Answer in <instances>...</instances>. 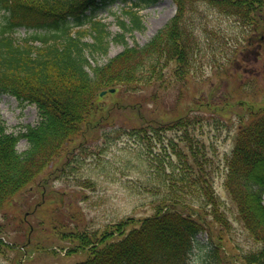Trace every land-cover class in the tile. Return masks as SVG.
<instances>
[{"label": "trees", "instance_id": "16d2710c", "mask_svg": "<svg viewBox=\"0 0 264 264\" xmlns=\"http://www.w3.org/2000/svg\"><path fill=\"white\" fill-rule=\"evenodd\" d=\"M102 1L0 0L4 12L0 94L14 96L21 105L35 104L40 117L37 125L29 124L18 134L0 125V212L36 184L56 160L64 158L61 169L67 171L74 149L86 144L95 130L117 124L109 115L117 104L107 110L108 105L101 104V91L118 87L117 92L121 86L140 90L141 85L160 82L172 64L177 78L188 81L193 69L204 66L199 60L206 58L214 70H226L238 54L231 42L242 43L264 29V0H173L176 15L149 42L129 45L123 35L114 36L124 48L106 63L92 66L87 49H100L103 54L108 49L106 25L93 21ZM158 1L141 0L135 5ZM130 15V27L122 22V29L141 28L137 12ZM234 23L238 32L235 27L227 29ZM85 24L91 25L92 43L83 41L87 30L76 31ZM21 28L32 34L19 38ZM132 110L135 114L117 128V138L127 135L141 145L134 153L137 160L148 162L149 169L136 177L132 191L150 195L156 212L143 220L126 217L96 238L72 230L65 237L78 241V246L70 253L89 251L88 260L78 264H191L196 238L208 229L214 246L206 264H232L236 260L228 258L225 242L230 220L214 186L221 166L217 149L213 145L209 150L192 132L190 115L164 122L146 120L139 108ZM171 131L179 134V141L165 140ZM22 140L28 146L20 151ZM41 183L47 189V180ZM224 186L239 220L261 245L242 258L249 264H264V108L239 128L225 159ZM116 235L120 238L114 240ZM3 246L9 248L0 238V252Z\"/></svg>", "mask_w": 264, "mask_h": 264}, {"label": "rangeland", "instance_id": "374dc122", "mask_svg": "<svg viewBox=\"0 0 264 264\" xmlns=\"http://www.w3.org/2000/svg\"><path fill=\"white\" fill-rule=\"evenodd\" d=\"M140 1L114 0L103 4L95 13L96 20L106 24L110 36L107 40L106 54L100 49H87L92 66L106 63L110 57L124 48L121 42L113 39L114 36L123 35L130 45L134 43L143 45L163 28L177 11L173 0L142 4L136 7L138 10L136 11L134 6ZM131 11L137 12L141 18V28L124 30L120 24L125 22L127 28L130 27ZM2 15L0 11V21ZM229 24L226 23L225 27ZM232 28L236 32L240 30L237 23L227 29L232 31ZM77 30H88L84 33L83 41L94 42L88 25ZM29 34H32V30L26 31L25 28H21L16 35L25 37ZM231 44L238 53H242L241 55L248 49L245 47L246 43L243 44L240 40ZM199 61L204 66L198 71L193 69L188 81L181 80L172 73L175 69L174 64L170 66L172 70L169 69L163 75V80L167 83L160 81L146 86L141 85V89L136 91L130 89L132 86H121L117 93L106 94L101 104L108 105L107 110L117 104L116 108L109 110V115H114L117 124H124L135 114L132 107L139 108V112L146 120L173 121L180 115L190 114L194 122L190 127L192 132L206 142L208 149L215 143L219 155L224 158L234 146L235 136L241 123L253 119L251 110L264 107V81L262 77L258 78V82L253 81L255 78L248 71L246 76H242L240 71H235L236 77H239L240 73V78L230 79L228 76L229 79H226L222 74L223 70H214L210 66L213 64L211 59ZM252 62L246 68L264 72V60L257 64ZM234 70L235 68L232 67L230 72ZM219 75L223 76V79L218 77ZM209 104L218 106L220 110L218 112L215 109L211 110ZM194 119L199 123H195ZM39 120V111L35 104L21 105L15 97L0 94V125H4L8 132L18 134L29 124L37 125ZM110 130L109 127H103L99 133L95 130V134L90 136L86 145L74 149L66 167L67 171L61 169L64 158L56 160L41 176L40 183L38 180L33 188L24 190L17 197L18 200L14 205L9 204L5 207L0 214V224H4L3 239L10 244L16 243L20 248L3 249L5 253L0 254V264H16L19 257H22V264H77L87 260L89 252L67 255L69 251L67 249L78 246V242L65 241L62 238L72 232L70 228L81 231L88 229L90 234L100 235L106 227L125 217L144 218L155 212L150 195L132 193V183L126 179V174L135 177L148 170V162L143 165L138 164L139 161L132 158L129 151L130 148L135 152L141 150V145L136 139L126 135L116 139L118 135L116 132H112L110 137L107 135L109 143H106L103 134ZM171 137L176 141L180 140L179 134L174 131L165 134L166 141ZM27 146V142L22 140L19 149L25 150ZM142 150L143 153L146 152L145 148ZM211 154L210 151L209 155ZM59 171L62 173L58 174ZM50 172L53 173L51 176ZM221 172L222 169L215 178V186L219 193L225 196L222 191ZM86 179L93 180V185L88 188L80 186ZM42 180L48 182L44 195L47 203L43 208L39 205V208H36V211L38 209L39 211L33 214L30 212L41 200ZM226 211L231 224L225 240L227 245L231 246L233 251L237 248L240 254H247L256 249L257 244L239 222L235 207L230 202ZM25 214H27L26 218ZM22 219L24 223L21 222ZM63 223L69 228H65ZM29 224L35 227V232L31 234L29 244L21 251V244L27 239ZM213 246L210 232L203 231L195 242L191 264H204ZM235 260V264H249L240 256H236Z\"/></svg>", "mask_w": 264, "mask_h": 264}, {"label": "water", "instance_id": "95a60500", "mask_svg": "<svg viewBox=\"0 0 264 264\" xmlns=\"http://www.w3.org/2000/svg\"><path fill=\"white\" fill-rule=\"evenodd\" d=\"M112 92L114 91V89L111 90Z\"/></svg>", "mask_w": 264, "mask_h": 264}]
</instances>
